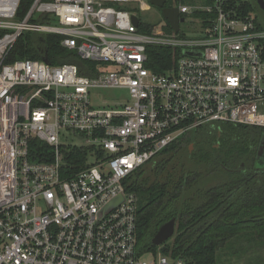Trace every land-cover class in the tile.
<instances>
[{
  "label": "built area",
  "instance_id": "obj_1",
  "mask_svg": "<svg viewBox=\"0 0 264 264\" xmlns=\"http://www.w3.org/2000/svg\"><path fill=\"white\" fill-rule=\"evenodd\" d=\"M175 1L167 7L191 17V36L140 30L145 0H33L26 12L22 0H0V264H186L163 244L139 253L138 198L124 181L199 128H264V29L234 0ZM23 32L57 34L88 64L7 62ZM149 45L179 49L174 67L150 68ZM99 89L124 100L94 104ZM63 131L92 147L69 176ZM32 139L54 158L33 159Z\"/></svg>",
  "mask_w": 264,
  "mask_h": 264
},
{
  "label": "trees",
  "instance_id": "obj_2",
  "mask_svg": "<svg viewBox=\"0 0 264 264\" xmlns=\"http://www.w3.org/2000/svg\"><path fill=\"white\" fill-rule=\"evenodd\" d=\"M234 1L239 16L253 15L260 8L255 0ZM32 2L22 0L21 11L26 12ZM140 30L144 31L141 26ZM167 32H173L169 23ZM179 53L170 46L149 45L147 65L165 72L174 67ZM26 58H46L52 65L76 63L80 73L88 64L62 46L57 34L23 32L6 61ZM218 127H203L182 136L125 179L126 190L138 198L140 254L156 252L152 238L174 218L175 233L163 244L164 254L181 257L186 264H230L242 257L247 264L253 259L256 264L264 263L262 258L251 257L264 248V163L257 161L264 128L230 123ZM91 150L65 146L64 176L76 173ZM30 154L40 161L54 158L53 147L38 139H32Z\"/></svg>",
  "mask_w": 264,
  "mask_h": 264
},
{
  "label": "rangeland",
  "instance_id": "obj_3",
  "mask_svg": "<svg viewBox=\"0 0 264 264\" xmlns=\"http://www.w3.org/2000/svg\"><path fill=\"white\" fill-rule=\"evenodd\" d=\"M146 2H149V9L146 10H141L140 7L139 8V13H138V17L140 19V23H141V28L145 31V32H149V33H153V34H169V32H167V24L169 23V21L167 20V18L163 15L162 11L160 8H158L157 6L153 5L150 0H145ZM169 5H177V2L175 0H167ZM136 1H132L130 3V5H127V7H131V5H136ZM253 15H255L257 17V23L260 25V27H262L264 29V11H262L260 8L256 9L253 13ZM190 19L191 17H187L186 21L181 22V28L180 31L178 32V35L180 37H183L185 35L191 36L193 35L192 30L190 29ZM39 34V33H38ZM98 94L95 96V101L94 104H104L106 102H115V103H119L122 102L124 100L125 97V92L122 90H118V89H99ZM121 95L123 96V98H121ZM60 142L62 145L67 146V145H74V144H80L81 143V139L69 132V131H63L62 135L60 137ZM229 256L226 255L223 257V259H227ZM251 257H256L260 259L262 258L264 261V248L260 249L257 252H254V254L251 255ZM258 261V260H257ZM252 264H256L255 260L253 259ZM230 264H247L246 261V257H242L241 259H232V261H230ZM264 264V263H263Z\"/></svg>",
  "mask_w": 264,
  "mask_h": 264
},
{
  "label": "water",
  "instance_id": "obj_4",
  "mask_svg": "<svg viewBox=\"0 0 264 264\" xmlns=\"http://www.w3.org/2000/svg\"><path fill=\"white\" fill-rule=\"evenodd\" d=\"M166 0H150V2L161 9L163 15L169 21V24L173 31L177 32L180 29V21H183L184 18L180 17L178 7H166L164 6ZM259 5L260 9L264 11V0H255ZM134 23L136 25L139 24V18L137 16H133ZM48 64L49 61L44 58L43 59ZM257 161L259 164L264 163V136L261 140L258 149V156ZM123 199V195H119L115 197L112 201H110L103 209L102 213H106L110 211L112 208L116 207L118 203ZM176 228V219H171L170 221L166 222L158 232L152 238V243L156 246L164 244L168 241L175 233Z\"/></svg>",
  "mask_w": 264,
  "mask_h": 264
},
{
  "label": "flooded vegetation",
  "instance_id": "obj_5",
  "mask_svg": "<svg viewBox=\"0 0 264 264\" xmlns=\"http://www.w3.org/2000/svg\"><path fill=\"white\" fill-rule=\"evenodd\" d=\"M168 5H169V4H168V2H167V1H165V4H164V6H166V7H167ZM192 148H193V145L191 144V145H190V149H192Z\"/></svg>",
  "mask_w": 264,
  "mask_h": 264
}]
</instances>
